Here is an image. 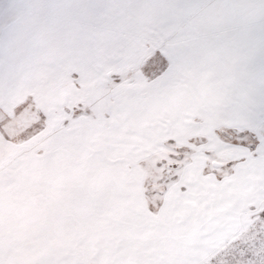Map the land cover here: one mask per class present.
I'll list each match as a JSON object with an SVG mask.
<instances>
[{
	"label": "snow or ice",
	"instance_id": "6c2138e0",
	"mask_svg": "<svg viewBox=\"0 0 264 264\" xmlns=\"http://www.w3.org/2000/svg\"><path fill=\"white\" fill-rule=\"evenodd\" d=\"M0 264H264V0H0Z\"/></svg>",
	"mask_w": 264,
	"mask_h": 264
}]
</instances>
